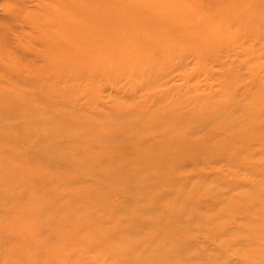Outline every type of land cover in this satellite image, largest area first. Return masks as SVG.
Wrapping results in <instances>:
<instances>
[{"label":"bare ground","instance_id":"1","mask_svg":"<svg viewBox=\"0 0 264 264\" xmlns=\"http://www.w3.org/2000/svg\"><path fill=\"white\" fill-rule=\"evenodd\" d=\"M197 1L56 0L42 8L41 18H25L38 29L37 37L25 40L28 43L39 42L43 49L39 55L61 65L58 70L65 73L66 84L73 77L77 83L85 79L94 83L102 77L114 80L122 74L130 77L138 87L149 84L145 82L157 68L158 63L153 58L157 52L170 55L180 51L182 45L196 44L195 52L205 56L209 52L207 46L220 43L227 30L213 28L211 18H223L228 27L233 25L234 30L244 31L249 37L258 36L259 28L264 26L263 0L217 1L224 8L213 13V17L207 12L197 13ZM18 16L17 13L13 14L14 20ZM200 21L203 22L202 26L198 24ZM0 44L9 47L4 40ZM18 45L13 47L18 48ZM100 48L128 51L120 57L109 59L96 57L102 56L96 51ZM134 48L143 52L142 58L131 54ZM66 49L76 51L89 63L95 62L94 65L76 67L74 64L72 68L76 70H70L71 63L69 65L68 58L62 56L69 52H64ZM6 54L9 61L4 71L18 72V59L15 56L11 58L13 52L11 56ZM27 71L28 74L22 80L17 79L12 87L16 93L20 88L25 89L29 100H24L20 94L0 92V154L4 155L8 150L5 141L11 139L21 144L18 154L30 159L26 165L8 159L7 165L0 170V214L5 210L14 213L8 220L0 217V248L17 241L11 251L10 264L61 261L63 258L54 257L52 251L49 253L48 248L53 240L60 242L65 239V234L72 236L78 233L77 230L87 232L81 230L85 226L94 230L96 236L116 238L119 249L124 239L131 240L129 246L135 249L133 256L138 255L144 245L139 237L135 239L137 231L141 228L145 231L149 223L156 226L155 232H161L162 226L169 230L176 226L166 202H178L188 192L195 194V188L200 186H210V189L217 191L219 184L214 182L223 180L226 184L224 191L236 192L229 205L240 207L234 216L239 213L241 218L248 217L245 219H250L254 226V229L248 228L242 234V237L249 239V245H244L248 261H252L251 264H264V166L259 171L262 177L260 183L236 179L234 172L230 173V182L219 176L208 178L202 174L190 173L188 177H183L181 172L188 165L208 158L223 159L228 164L229 151H236L237 159L246 161L244 148L250 157L256 158L249 163L257 161L259 155L264 159V152H253L258 145H264V83L253 78L256 92L247 93L242 98L227 89L216 100V97L207 100L179 99L163 109L156 106L150 113H145L138 106L129 110L126 105L115 103L108 113L110 121L100 124L88 118L82 108H77L78 88L75 92L73 87L54 86L51 70L47 72L44 83H40L42 72ZM71 91L75 94L72 95ZM205 101H208L207 105ZM185 103L193 108L186 110L183 107ZM64 110L67 114L62 116L61 111ZM239 110L243 111L241 117L237 116ZM221 112L224 119L220 124H214ZM90 114L92 117L99 115ZM67 117H71L70 120ZM185 130L192 133L202 130L205 136L201 140H192L185 135ZM119 141L128 144L123 156L114 152L113 147ZM245 141L250 142V146ZM218 152L222 155L215 157ZM61 163H69L74 167L75 174L67 176L57 172L56 167ZM262 163L264 160L258 161L260 167ZM242 169L246 170L240 168L238 172ZM12 170L15 172L10 174ZM36 178L49 179L50 189L30 188ZM163 186L166 187L164 194L159 195ZM246 187L248 190H245ZM53 190H66L69 197L64 199L53 195ZM114 191H120L127 197L122 206L110 202ZM247 204L252 206L242 210V206ZM229 206L226 205L225 209H230ZM127 210L132 215L128 220L124 214ZM186 211L187 206H184L181 214L188 223L193 224L194 217H187ZM195 212L194 221L200 220L201 216L204 217L202 220L207 221L205 214H213L209 210L205 213ZM110 213L115 215L111 222L106 218ZM55 216L62 218L64 223H60L63 230L53 238L58 229L52 223ZM48 219L50 223L45 222ZM4 223L15 227L12 236L3 226ZM4 233L7 238L3 237ZM25 234L34 245L27 242ZM184 234L181 229V238ZM237 237L240 238V235ZM256 237L260 238L257 240ZM164 240L170 241L171 249L175 248V241L164 231L147 237L145 244L150 247L151 243L158 244ZM238 240L244 242V239L234 236L230 241ZM165 248L159 244V250L152 258L141 260L145 264H168L170 257L164 254ZM106 250L108 253L110 249ZM129 256L132 257L131 254ZM135 260L129 259L124 264Z\"/></svg>","mask_w":264,"mask_h":264},{"label":"rangeland","instance_id":"2","mask_svg":"<svg viewBox=\"0 0 264 264\" xmlns=\"http://www.w3.org/2000/svg\"><path fill=\"white\" fill-rule=\"evenodd\" d=\"M53 1L56 0H0V26H2L0 30V43L1 40H4L5 45L9 46L4 47L0 44V92L8 94L14 93L17 96L20 94L24 100H29L30 97L25 89L20 88L18 93L13 92L15 90L12 87L13 83H15L17 79L22 80L25 75L28 74V69L37 73L42 72L40 83H44L47 81V72L51 70V78L55 83L54 86L60 88L64 85L73 87L75 92L78 88L77 108H82L84 114L88 118L90 117L91 120L103 124V122L110 121L108 113L117 103L126 105L129 110H131L130 108L138 106L143 108L145 113H150L156 106L158 109H163L172 101L179 99L194 100L206 98L207 100L216 97V100L220 97L222 91L227 89L231 94L233 93L236 97L242 98L247 93L253 94L256 92L255 85H253L252 82L254 81L253 78L261 84L264 83V26L259 28L258 36L249 37L244 34V31L234 30L233 25H229L228 27V23L223 18H211L210 20L214 21L213 23L211 22L213 28L227 30L224 39L213 47L207 46L209 52L205 56L198 55V53L195 52L196 44H191L189 46L182 45L181 48L183 50L180 48V51H176L170 55L157 52L153 57L158 63L157 68L153 72L152 77L145 82L149 83L147 85L144 84L137 87L136 83L133 84L134 82H132L133 80L130 77L123 76L122 74L118 75V78L114 80L102 77L97 79L94 83L87 79L77 83L73 77L69 78V83L66 84L64 83L65 73L58 70L61 65H58L59 63L54 60L39 55V53L43 51L42 45L39 42L28 43L25 40L28 37H37L38 33V29L30 25L25 18L28 16L41 18L43 13L42 8L49 6ZM217 1L220 0H198L196 12L211 13L210 16L213 17V13H217L218 10L224 8V6L217 4ZM12 10L13 12H11ZM16 13L19 14V16L14 20L15 17H13V14L15 15ZM11 16L13 18H11ZM198 24L202 26L203 22L200 21ZM15 45H18V48H14L13 46ZM96 51L102 54V56L96 57L114 59L115 57L122 56L123 52L128 50H102V48H100V50ZM11 52H13L12 56L10 54ZM64 52L67 53L62 56L68 58L69 65L71 63L69 67L70 70H76V68H72L74 64L78 67V65L88 66L90 64L94 65L95 63H89L84 57H80L81 54H77L74 50L71 51L66 49ZM84 52L87 51H83L82 53ZM6 53H9L11 58L15 56L18 59V72L11 70L4 71V66H6L9 61V56ZM141 53L143 52H140L138 48L131 50V54H133L134 57L142 58ZM151 55L153 54L151 53ZM79 58H81L80 61ZM26 67L29 68L26 70ZM46 67H48L49 70H44ZM139 83L141 84V81ZM71 92L72 95L75 94L74 91ZM161 97L165 98L155 103L157 99ZM215 100L214 102H216ZM186 103L183 106L186 110L193 108V106H189ZM207 104L208 101H205V105ZM76 111H78V109H76ZM65 112V110L61 111V115H66L67 113ZM90 112L99 113V115L92 117ZM242 115L243 111L239 110L237 116L241 117ZM224 117L223 112H221L215 119L214 124H220ZM67 118L70 120L71 117ZM184 133L192 140H201L205 136V131L202 130L194 133L185 130ZM5 143L8 145L6 146L8 150L4 155L0 154V170L2 166L7 165L8 159L19 165H26L30 162L28 157L18 154L22 148L20 143L13 142L11 139H6ZM247 146H250V142H248ZM113 148L116 154L123 156L128 150V144L124 141H119ZM257 150L264 152V145H258L253 152L256 153ZM91 152L92 151H90V153ZM216 154L215 157L222 155L220 152ZM228 156L229 160L227 161L230 165L223 159L208 158L207 160H200L195 164L192 163V166L188 165L185 167L184 171L181 169L184 175L183 177H188L190 173L192 175L202 174L208 178L219 176L220 179H226L230 182V180H232L230 173L234 172L237 175L236 179L243 180L244 182H246L244 179L254 183L261 182L262 177L259 171L264 166V163H262L260 167L258 161L264 159L260 155L258 160L252 163H249V161L256 160V158L250 157L246 153V148H244V158L246 161L238 160L236 151H229ZM240 168H246V170L242 169L243 171L240 170L241 172H238ZM56 171L67 176H73L75 174L74 167L69 163H61L59 167H56ZM14 172L15 171L12 170L10 174ZM214 183L219 184L217 191L210 189V186H206L207 188L200 186L195 188V194L188 192L186 197H182L178 202L169 201L165 203L167 209L170 208L168 211L171 215V220L175 222L176 226L174 229L170 230L162 226V231L175 241L177 247L174 246L175 248L173 249L170 248L169 240H164L163 242L159 241L158 244L151 243L152 245L150 244V247L145 244L147 237L151 238L162 233V231L155 232L154 229L156 226L153 223H149L145 231L141 228L137 231V235L134 234L135 239L139 237L141 243L144 245V249L135 256H133L135 249L129 246L131 240L124 239L121 244L122 248L119 249V247L116 246V243H119L116 238L96 236L94 230L85 226L81 230L87 232H80L77 230L78 233L72 236L65 234V239H62L60 242L53 240L51 247L48 248L49 253L52 251L54 257H61L63 259L59 262H54L53 260L47 261L46 264H124L127 263L129 259L136 260L128 264H145L141 259L152 258L155 251L157 252L159 250V244L166 247L164 249V254L170 257V259H168V264H251L252 261H248L249 258L244 250V245H249L247 242L249 239L246 236L242 237V234L246 230H249L248 228L254 229L253 223L250 219H245L248 217L241 218L242 216L239 213L234 216L236 210L240 207L229 205L232 204L236 192L232 194L230 191H224V187L226 186L224 180L219 183L215 181ZM32 186L45 189H50L51 187L49 179L45 178H36L30 188ZM163 187L159 195L164 194L166 187ZM245 190H248V187H246ZM210 191L212 193H207ZM53 195H59L64 199L69 197L66 190H53ZM183 196H185V194ZM126 200L127 197L120 191H114L110 197V202L116 206H122ZM226 205H228L230 209H225ZM184 206H187V217H191L192 219L194 217V220L195 214L197 213L195 211L205 213L209 210L212 211L213 214L212 216L210 213L208 215L205 214L206 219H208L207 221L202 220L204 217L201 216L200 220H193V224H190L187 222V218L181 214ZM197 206L199 208L198 210H196ZM251 206L250 204L243 205L242 210ZM124 214L127 220L132 216L130 210L125 211ZM226 214L227 218L225 217ZM198 215L199 214H197V216ZM12 216H14V213H10L7 210L0 214L2 220H8ZM118 217L119 216H117V218ZM106 218L111 222L115 219V215L110 213ZM45 222L50 223L51 220L48 219ZM52 223L58 226V229L53 234V238H55L63 230L60 223H64V221L62 218L60 219L59 216H55L52 218ZM7 225L10 224H3L9 234L11 232L12 236L15 232V227L12 225L7 227ZM39 226H47V224H39ZM181 229L185 232L183 238H181L180 235ZM131 235L132 234H130V236ZM238 235H240V238L237 237ZM233 236L237 239H244V242L243 240L230 241L233 240ZM3 237L7 238V235L4 233ZM259 238L260 237H256L257 240ZM26 240L34 245L32 240H29L28 235H26ZM228 241L231 242L229 246H227ZM136 242L140 244L139 241ZM16 243L17 241L14 240L12 245L2 246L0 248V264H7V262L9 263L12 261L10 259L12 255L11 251ZM260 246H263V244ZM228 247H230V250H228ZM106 249H110L108 253ZM109 254H111V256ZM130 254L133 258L129 256ZM138 260H141V262H138ZM148 263L150 262L148 261Z\"/></svg>","mask_w":264,"mask_h":264}]
</instances>
